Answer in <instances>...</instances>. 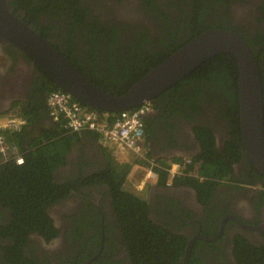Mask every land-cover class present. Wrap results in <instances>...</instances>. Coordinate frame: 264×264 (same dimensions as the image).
<instances>
[{
  "label": "flooded vegetation",
  "instance_id": "1",
  "mask_svg": "<svg viewBox=\"0 0 264 264\" xmlns=\"http://www.w3.org/2000/svg\"><path fill=\"white\" fill-rule=\"evenodd\" d=\"M74 2L73 8L65 0H10L9 6L95 82L124 87L119 80L125 68H154L166 59L156 58L186 45L202 26L238 34L264 74V0ZM72 19L79 24H70ZM192 73L148 102L150 109L142 115L151 159L188 158L195 171L174 176L169 184L142 180L147 219L159 234L184 242L177 264H240L247 248L264 256V175L249 161L229 83ZM49 85L44 72L20 51L0 47V109L42 105L39 125L33 122L31 128H51L43 104ZM207 144L213 151L206 152ZM85 149L81 141L71 145L54 172V182L66 193L47 208L51 228L33 230L18 241L8 235L12 214L0 202V264H132L124 223L104 180L108 162ZM206 155L227 179L214 177L215 166L204 167Z\"/></svg>",
  "mask_w": 264,
  "mask_h": 264
},
{
  "label": "trees",
  "instance_id": "2",
  "mask_svg": "<svg viewBox=\"0 0 264 264\" xmlns=\"http://www.w3.org/2000/svg\"><path fill=\"white\" fill-rule=\"evenodd\" d=\"M65 1L71 8L74 7V0ZM69 23L74 25L78 22L72 19ZM210 27L216 26H208L207 28ZM207 28L205 26L197 28L193 32V37ZM113 32L108 33L111 35L112 39L115 37V35L113 36ZM252 54L255 59H257L256 54L254 52H252ZM159 55H156L155 57ZM167 57L166 54V57L161 56V58L156 59L159 62ZM66 60L93 84L100 89L113 94H122L125 92L152 67V64H150L144 68V70L138 71L130 70V66H128L124 69L123 79L119 80L124 84V87L117 89L106 83H98L91 80L90 77L84 74L83 71L80 70L77 65L73 64L70 59L68 60L66 58ZM136 64L141 66V63H138L137 60L135 65ZM197 73L207 79L217 78L218 80L229 83L230 86L228 89L230 103L235 107L238 106V66L236 59L232 55H221L207 60L201 66L196 68L192 74ZM189 76H187L185 80H187ZM260 76L264 79L263 72H261ZM45 77H47L48 83L50 84L46 94L60 90L46 74ZM262 83L264 90V80ZM176 86L178 85H175L172 88ZM76 102L93 109L77 100ZM43 104L45 106V113L48 115L49 111L46 105V100H44ZM12 109H16L17 114L25 118L27 125L24 128H26L36 118H39V110L42 109V105H40V108L34 107L33 109H23L19 107L18 104H14L10 110ZM98 112L103 113L101 111ZM108 114L112 117L115 113ZM146 130L148 132L150 129L147 127ZM23 131L16 133L7 131L8 133H6V138L19 147L23 157V163L17 165L12 161L0 165V202L7 206L12 214V220L8 226L11 230L8 232V235L18 241H21L33 230L35 231L39 229L45 231L46 229L51 228V222L47 215V208L49 204L55 202L66 193L57 183L54 182L53 175L55 170L63 164L65 159L64 155L68 153L67 151H69L68 149L70 148L73 139L76 137V135H73L76 133H69L67 131L63 121L55 122L51 128L42 131L40 136L28 147L23 148L20 147V133ZM206 133L208 134V131H206ZM146 134L147 133L145 132L144 135ZM145 146L146 137L144 139V147ZM210 150L213 151V147L207 144L206 152H209ZM145 154L148 156L146 151ZM198 159H195L194 161H197ZM139 160L140 162L136 161L130 166L127 164L125 166V164L116 163L117 166H108V170L103 173L105 176L104 180H106L111 188L114 206L119 212L121 221L124 223L123 227L128 236V248L130 249L132 264H177V261L184 253V242L180 240L179 236H174L172 234H159L147 219L146 190H130L126 186L127 178L131 174L132 169L134 167L145 169L148 164L141 159ZM173 160H177V158ZM202 160H204V167H207L208 165L216 167L214 169L215 178H228V175L221 170V166L216 160L209 158L207 155L203 157ZM156 163L158 165H163L166 161L160 160L156 161ZM115 167L119 168L115 169ZM152 168L156 174V182L164 183L166 173L157 166H153ZM189 170H194V167L190 166ZM203 183L205 189L211 190V185L208 181H203ZM208 193L210 192L206 191L207 195H209ZM124 216H127V218L124 219ZM251 249L252 248L245 249L246 252H243L240 264H264V256L253 254Z\"/></svg>",
  "mask_w": 264,
  "mask_h": 264
},
{
  "label": "water",
  "instance_id": "3",
  "mask_svg": "<svg viewBox=\"0 0 264 264\" xmlns=\"http://www.w3.org/2000/svg\"><path fill=\"white\" fill-rule=\"evenodd\" d=\"M9 1L0 0V47L9 45L16 48L36 64L60 90L68 93L74 100L103 113L132 110L151 102L207 60L232 55L238 66L241 139L252 166L264 175L262 80L257 60L238 34L223 28H207L147 71L125 92L113 94L100 89L76 70L32 26L13 12Z\"/></svg>",
  "mask_w": 264,
  "mask_h": 264
},
{
  "label": "built area",
  "instance_id": "4",
  "mask_svg": "<svg viewBox=\"0 0 264 264\" xmlns=\"http://www.w3.org/2000/svg\"><path fill=\"white\" fill-rule=\"evenodd\" d=\"M46 105L50 118L55 122L63 121L69 133L90 131L99 135L102 139L119 144L134 153L139 159L147 162L144 169L145 176L156 178L153 166L165 171L166 184L171 183L174 176H183L187 173L195 174L189 170L191 161L188 158L170 160L165 164H157L150 159L144 150V122L142 115L150 109L148 103H144L135 109L121 111L113 114L100 113L84 105L77 103L68 93L57 90L50 92L46 97ZM27 122L19 116L15 109L10 110L2 118L0 117V165L15 162L23 163V157L18 147L6 138L5 131L20 132Z\"/></svg>",
  "mask_w": 264,
  "mask_h": 264
},
{
  "label": "crops",
  "instance_id": "5",
  "mask_svg": "<svg viewBox=\"0 0 264 264\" xmlns=\"http://www.w3.org/2000/svg\"><path fill=\"white\" fill-rule=\"evenodd\" d=\"M6 109H4V108L0 109V117L1 118L7 114L6 112L8 110H10V107H8V108L6 107ZM46 116L50 121V126H53V124L55 122L49 117V114ZM39 118H36L33 122H36V124H38L37 120H39ZM33 122L30 125H28L26 128H24L23 129L24 131L21 130L23 132L20 133L21 134V136H20L21 146L20 147H23V148L28 147L33 141H35L40 136L42 131L47 129V128H45V126L40 125V127L37 126L36 130H34V128L33 129L31 128V127H34L35 123H33ZM5 133H8V132L5 131ZM73 135H76V137L73 139L71 145L76 144V142H78V141H81V142L86 144L87 149H85V150L89 155L93 156L94 154H96V155H98V157H100L104 161H108L107 156H108V154H111L112 149L115 150L116 153H121L120 152L121 148H120L119 144L106 141V140L102 139L99 135H97L96 133H93L90 131H82V132H79V133H76ZM67 152H69V151H67ZM116 155H119V154H116Z\"/></svg>",
  "mask_w": 264,
  "mask_h": 264
},
{
  "label": "rangeland",
  "instance_id": "6",
  "mask_svg": "<svg viewBox=\"0 0 264 264\" xmlns=\"http://www.w3.org/2000/svg\"><path fill=\"white\" fill-rule=\"evenodd\" d=\"M121 153H116L115 150L112 149L111 154H108L107 158H108V166H117L116 163H122V164H126L127 165H133V163H135L136 161L140 160L138 159V157L126 150L125 148L123 150H120ZM119 155H116V154ZM149 155V154H148ZM149 158L151 159V157L149 156ZM119 167H115V169H118ZM145 179V173H144V169L142 168H133L131 171V174L129 175V177L127 178V183L126 186L130 189V190H138L140 191V184L142 182V180Z\"/></svg>",
  "mask_w": 264,
  "mask_h": 264
},
{
  "label": "clouds",
  "instance_id": "7",
  "mask_svg": "<svg viewBox=\"0 0 264 264\" xmlns=\"http://www.w3.org/2000/svg\"><path fill=\"white\" fill-rule=\"evenodd\" d=\"M62 91V90H61ZM50 93V92H49ZM76 101V100H75ZM11 108V107H10ZM50 117V116H49ZM55 122V121H54ZM66 128V127H65ZM24 129V128H23ZM22 129V130H23ZM19 149V148H18ZM19 151H20V149H19ZM145 151H146V149H145ZM148 154V153H147ZM148 157H149V155H148ZM155 161V160H154ZM108 162V161H107ZM156 162V161H155ZM168 162V161H167ZM134 164V163H133Z\"/></svg>",
  "mask_w": 264,
  "mask_h": 264
},
{
  "label": "bare ground",
  "instance_id": "8",
  "mask_svg": "<svg viewBox=\"0 0 264 264\" xmlns=\"http://www.w3.org/2000/svg\"><path fill=\"white\" fill-rule=\"evenodd\" d=\"M150 177L145 176V179H149Z\"/></svg>",
  "mask_w": 264,
  "mask_h": 264
}]
</instances>
